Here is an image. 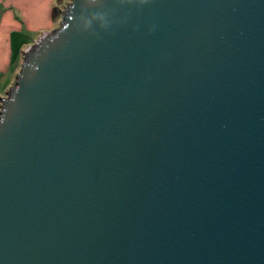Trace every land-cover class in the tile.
I'll use <instances>...</instances> for the list:
<instances>
[{
    "label": "water",
    "instance_id": "95a60500",
    "mask_svg": "<svg viewBox=\"0 0 264 264\" xmlns=\"http://www.w3.org/2000/svg\"><path fill=\"white\" fill-rule=\"evenodd\" d=\"M0 264H264V0H69L0 100Z\"/></svg>",
    "mask_w": 264,
    "mask_h": 264
},
{
    "label": "crops",
    "instance_id": "0c3cea01",
    "mask_svg": "<svg viewBox=\"0 0 264 264\" xmlns=\"http://www.w3.org/2000/svg\"><path fill=\"white\" fill-rule=\"evenodd\" d=\"M68 2L0 0V74L13 67V74L18 73L25 49L40 35L59 26L61 12Z\"/></svg>",
    "mask_w": 264,
    "mask_h": 264
},
{
    "label": "rangeland",
    "instance_id": "374dc122",
    "mask_svg": "<svg viewBox=\"0 0 264 264\" xmlns=\"http://www.w3.org/2000/svg\"><path fill=\"white\" fill-rule=\"evenodd\" d=\"M13 69L14 67L10 68L6 73L0 74V100L5 97L14 82Z\"/></svg>",
    "mask_w": 264,
    "mask_h": 264
}]
</instances>
